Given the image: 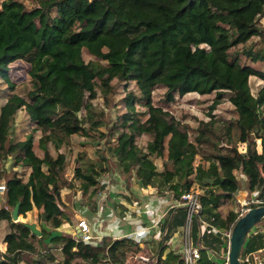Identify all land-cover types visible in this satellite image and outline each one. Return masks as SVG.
I'll return each instance as SVG.
<instances>
[{
    "label": "trees",
    "instance_id": "16d2710c",
    "mask_svg": "<svg viewBox=\"0 0 264 264\" xmlns=\"http://www.w3.org/2000/svg\"><path fill=\"white\" fill-rule=\"evenodd\" d=\"M262 16L264 0H37L30 8L20 0H0V79L11 90L0 106V160L13 155L16 164L29 169L26 179L13 174L0 181V223H9L0 264H43L34 255L53 259L47 254L53 243L59 244L64 264H124L125 257L142 258L141 253L132 255L139 253L142 243L135 234H105L97 243L62 233L45 243L49 232L42 230L38 237L23 222L11 219L18 203L19 215L40 209L46 224L57 230L72 220L70 195L79 191L91 204L89 198L104 189L97 178L99 164L80 156L84 162L74 168V179L80 183L72 192L74 180L64 177L67 159L60 150L73 135L95 134L116 135L112 152L117 165L122 172H133L140 188H154L158 194L170 191L179 198L197 184L201 208L190 223L191 241L200 251L197 264H225L228 238L223 232L233 226L238 213L229 210L222 216L219 209L241 189L235 171L244 177L248 192L264 191V84L254 95L249 81L250 76L264 81V67L256 66L264 65ZM253 37L259 38L255 47L246 46ZM84 51L94 60L84 61ZM17 60L30 66L23 94L14 91L8 75L9 65ZM113 81L133 82L140 95H125L126 111L104 134L93 100L99 95L108 99ZM157 87L164 89L166 103L191 92H214L212 108L227 99L245 151L232 147L212 155L206 166L195 164L196 146L187 132L153 103ZM136 102L146 108L143 120ZM18 110L28 116L32 129L23 140L14 141L9 135ZM37 131L42 156L34 149ZM143 134L150 137L145 151L137 144ZM164 153L163 170H157L151 156ZM65 188L69 191L62 194ZM186 215L185 206L165 214L155 264H183L177 252L164 251L185 225ZM253 228L242 256L263 247L264 232Z\"/></svg>",
    "mask_w": 264,
    "mask_h": 264
},
{
    "label": "rangeland",
    "instance_id": "374dc122",
    "mask_svg": "<svg viewBox=\"0 0 264 264\" xmlns=\"http://www.w3.org/2000/svg\"><path fill=\"white\" fill-rule=\"evenodd\" d=\"M20 1L27 8L37 4V0ZM254 40L255 37L248 41L246 46L255 47L256 41ZM262 47L264 48V45ZM234 49L240 50V47L236 46ZM82 57L84 61L94 60L85 51ZM256 66L264 67L263 64H256ZM29 68V64L23 60H17L9 65L8 75L10 81L14 84V91L23 94L29 86ZM249 80L251 92L255 95L259 79L252 76ZM113 84H115L113 92L108 96V99H103L99 95L93 100L98 114L102 118L99 130L104 134L108 132L111 124L117 123L119 114L126 111L123 99L125 95L128 92H133L137 97L140 95L139 90L133 82L126 84L125 82L118 83L113 81ZM6 86V83L0 79V106L4 102L7 93L11 92ZM163 94V88H155L152 92L153 103L163 107L168 112V118H173L179 123V127L187 132L189 140L196 146L195 164L201 163L206 166L208 159L212 155L225 152L232 147H236L240 152L245 151V143L238 140L239 131L235 124L236 115L233 105L227 99L223 98L212 108L215 97L214 92L210 94L191 92L183 96L176 95L174 101L171 103H166L163 100ZM135 110L142 120L146 117V108L137 102L135 103ZM31 129L32 126L28 116L23 110H18L10 131V139L14 141L23 140L26 134L31 132ZM40 136L41 133L37 131L34 133L33 139L35 152L42 156L43 150L37 142ZM112 136L115 137L116 135ZM114 137L111 138L109 135L101 137L98 134H95L92 138L89 136L73 135L69 140L68 146L60 150L65 153L67 159L64 177L68 180L71 178L74 180L72 192L78 189L80 183L78 179H74V168L84 162L82 159L79 160L80 156L87 162L89 160L97 161L99 166H102V170L98 166L96 168L99 173L97 178L103 183L104 189L89 198L91 204H87V199L82 198L79 191L75 195H70L67 201V208L72 214V220L63 223L57 230L63 232L64 235L79 237L81 235V228L78 227V223L85 221L90 230L96 231L94 241L97 243L102 241V237L105 234H110L114 237L122 236L125 233L141 236L140 251L139 253L137 252L138 254L132 255L138 256L141 253L142 258L128 261V257H125L124 264H155L159 250L157 242L162 235V226L165 218L162 214L166 211L168 202L179 200L186 193L184 192L179 198H175L170 191L158 194L154 188H140L131 175L133 172L127 174L122 172L118 167L117 159L112 152V147L115 144ZM149 140L150 137L143 134L137 139V144L145 151ZM47 147L51 154H56L50 143ZM151 158L157 170H163L166 154L164 153L163 156L156 157L151 156ZM28 173V168H25L20 163H15L13 155L0 160L1 183H4L6 177L13 174L22 175L26 179ZM235 174L242 190L235 194L232 201L220 207L219 212L222 216H225L229 210H234L237 213L241 212L243 209L242 199L247 201L251 197L250 192L244 188V177L240 171H235ZM68 191L69 189L65 188L61 193L66 194ZM193 191L199 192L197 184L193 186ZM2 193L0 192V205L3 203ZM92 201L94 202V206H92ZM43 215L42 210L33 208L26 214L19 215V221L35 223L41 230L49 232L50 228L47 226ZM255 227L264 230V220L257 223ZM7 231H9V223L2 221L0 223V250L5 247L2 239ZM184 238L185 229L183 226L174 233L173 239L168 241V245L166 244L167 248L164 251V255L168 250H173L180 255ZM50 246L51 248L47 254L52 256L53 259H49L46 255H34V258L41 260L43 264H64L63 255L58 247L59 244L53 243ZM129 254L131 253L127 255ZM21 264L24 263L21 262ZM80 264L84 263L81 262Z\"/></svg>",
    "mask_w": 264,
    "mask_h": 264
},
{
    "label": "built area",
    "instance_id": "2783aa9c",
    "mask_svg": "<svg viewBox=\"0 0 264 264\" xmlns=\"http://www.w3.org/2000/svg\"><path fill=\"white\" fill-rule=\"evenodd\" d=\"M262 177L264 178V172H262ZM4 190V187L0 185V192L2 193ZM183 196L179 198V200H175L174 202H168L167 203V209L162 214L165 216L168 210L173 208L174 206H185L187 209V215L185 220V238L184 242L182 244L180 256L182 259L183 264H197L200 258V251L199 248L195 245H193L191 238H190V223L192 217L199 211L201 208L199 203V192L198 191H191V192H185ZM166 204V203H165ZM243 209L241 212L238 213V217L242 216L248 209L255 206L264 205V191L262 194H258L257 192H254L251 194V197L246 201L245 199L242 200ZM207 224V223H206ZM78 227L81 228V235L79 236L82 238V240H95V236L91 234V230L88 227V225L85 223V221H81L78 223ZM232 226L225 230L223 233L228 238L230 237ZM264 232V230H261ZM128 235V233L124 234ZM119 237V236H117ZM78 238V237H75ZM3 251V250H0ZM240 261L244 264H264V244L263 247L246 253L245 255L240 256ZM226 264V263H225Z\"/></svg>",
    "mask_w": 264,
    "mask_h": 264
},
{
    "label": "water",
    "instance_id": "95a60500",
    "mask_svg": "<svg viewBox=\"0 0 264 264\" xmlns=\"http://www.w3.org/2000/svg\"><path fill=\"white\" fill-rule=\"evenodd\" d=\"M19 204L17 203L12 209L11 219L14 222L19 221L18 214ZM45 220V215H43ZM264 220V205L251 207L242 216L238 217L232 226L230 237L228 240V250L226 253V264H241L240 256L246 241L248 233L259 222ZM46 222V220H45ZM26 227L38 237H41L42 230L35 223H25ZM48 226V225H47ZM49 227V226H48ZM50 228V227H49ZM48 231V230H47ZM49 236L44 239L45 243H49L54 237L62 234L59 230H49Z\"/></svg>",
    "mask_w": 264,
    "mask_h": 264
},
{
    "label": "crops",
    "instance_id": "0c3cea01",
    "mask_svg": "<svg viewBox=\"0 0 264 264\" xmlns=\"http://www.w3.org/2000/svg\"><path fill=\"white\" fill-rule=\"evenodd\" d=\"M260 25L262 26V27H264V16H262L261 18H260ZM259 38L258 37H255V40L254 41H257ZM250 41V40H249ZM252 76H250L249 77V79L251 78ZM253 77H255V76H253ZM257 79H259V78H257ZM250 81V80H249ZM262 84H264V81L263 80H261V79H259V83H258V86L257 87H259L260 85H262ZM257 151L260 153L261 152V146H260V141L259 140H257ZM242 189H240L239 191H241ZM246 193H248L247 191H246ZM252 193H254V192H251L250 194H252ZM2 222V221H1ZM91 234H93L94 236H95V233H96V231H92L91 230ZM63 233V232H62ZM3 251L5 250V247H4V249H2Z\"/></svg>",
    "mask_w": 264,
    "mask_h": 264
},
{
    "label": "bare ground",
    "instance_id": "6f19581e",
    "mask_svg": "<svg viewBox=\"0 0 264 264\" xmlns=\"http://www.w3.org/2000/svg\"><path fill=\"white\" fill-rule=\"evenodd\" d=\"M243 200V199H242Z\"/></svg>",
    "mask_w": 264,
    "mask_h": 264
}]
</instances>
